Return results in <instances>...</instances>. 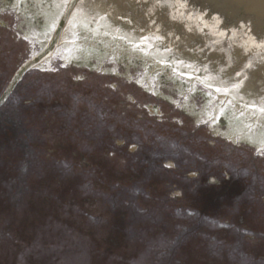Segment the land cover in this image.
I'll list each match as a JSON object with an SVG mask.
<instances>
[{
	"label": "rangeland",
	"instance_id": "374dc122",
	"mask_svg": "<svg viewBox=\"0 0 264 264\" xmlns=\"http://www.w3.org/2000/svg\"><path fill=\"white\" fill-rule=\"evenodd\" d=\"M60 17L51 0H0V26L27 37L29 57L49 42ZM20 61L0 50V93ZM68 66L117 79L107 86L100 79L105 76L85 73L83 88H65L66 79L79 80L84 74L69 75ZM35 68L49 72L24 77L14 95L22 100L0 109V264H264V202L254 198L264 195L261 114L117 35L68 18L57 45ZM130 82L165 100V116L159 105L139 106L122 91H116L118 102L125 109L132 106L133 116L122 114L121 108L109 114L103 107L110 104L108 87L119 90ZM67 97L63 107L61 99ZM50 103L59 106L49 108ZM150 117L160 122L157 129L146 124ZM169 120L201 129L213 150L219 138L228 142V151L229 144L241 145L243 153L255 157L261 171L249 169L240 181V196H253L248 209L254 211L227 219L225 227L183 212L190 205L187 195H198L195 177L212 165L204 162L211 152L188 139L192 131L171 127ZM67 135L73 143L59 153L58 142ZM111 135L117 143L129 139L114 158L103 150ZM80 152L88 168L78 165ZM158 159L161 163L153 167ZM189 163L195 167L190 169ZM132 175L136 183L117 184ZM161 188L170 190L175 201L165 205ZM208 199L211 207L217 197L210 194ZM191 217L198 227L189 223Z\"/></svg>",
	"mask_w": 264,
	"mask_h": 264
},
{
	"label": "water",
	"instance_id": "95a60500",
	"mask_svg": "<svg viewBox=\"0 0 264 264\" xmlns=\"http://www.w3.org/2000/svg\"><path fill=\"white\" fill-rule=\"evenodd\" d=\"M69 1L51 3L62 15ZM75 1L69 20L117 35L157 59L223 89L264 117V0H234L238 4L212 0L225 8L214 7L212 2L195 11L176 5L175 0H72L61 23ZM229 4L237 14L242 11L246 15L239 20L233 17L235 14L230 16ZM192 35L196 36L193 42L187 39ZM49 48L18 70L0 103ZM230 55L234 61L226 68L224 63L231 62Z\"/></svg>",
	"mask_w": 264,
	"mask_h": 264
},
{
	"label": "trees",
	"instance_id": "16d2710c",
	"mask_svg": "<svg viewBox=\"0 0 264 264\" xmlns=\"http://www.w3.org/2000/svg\"><path fill=\"white\" fill-rule=\"evenodd\" d=\"M23 46V43L20 41L15 40L12 35H10L9 33L4 34L3 36L0 37V48L2 47L3 49H5L6 51H8L9 53L14 54L16 57L18 55V51L20 49V47ZM20 56V54H19ZM88 73H91L90 71H88ZM90 75H94V74H90ZM98 75V74H97ZM102 76V75H100ZM105 78H111V75H104ZM69 83V80L65 81V88L67 86V84ZM73 84L70 83V86L68 88H72ZM106 87V86H105ZM118 91L116 89H110V96L108 98V101L110 102L109 107H107L105 104L103 105L104 108L109 109V114H112V112L114 113H122L125 114L127 117L133 116L132 114V106L129 107V109H125L122 103L118 102V99L116 97V91L120 92L122 94L123 93H130L134 99L136 98V100H154V102L160 103L161 105H165L166 102L162 101V100H158L155 97H153L152 95H149L145 92H143L139 87H137L136 85H131V84H124L122 85ZM129 87V89H128ZM107 88V87H106ZM90 90V88H89ZM122 91V92H121ZM92 93V92H91ZM97 92L93 91V95H96ZM103 95H106L105 93ZM101 94V96H103ZM153 98V99H152ZM42 100H45L43 98H41ZM103 100L106 99V96L102 98ZM64 103H62V106L64 107L68 102V101H62ZM52 106H59L55 103L50 104ZM48 105V107L50 106ZM111 106V107H110ZM117 108H121L118 111H115V109ZM143 115V113L138 114V117H141ZM148 118V117H147ZM145 119V118H143ZM150 121L149 120H144V121H149L146 124H154L155 122L159 123L158 121H156V119L154 117H150ZM163 123H166L165 121H161ZM186 122L183 121L181 124H185ZM169 125L171 127H174L176 125H179L178 122H176L175 120H169ZM180 126V125H179ZM158 127V126H157ZM181 127V126H180ZM184 127V128H183ZM182 128L185 130H190L192 131V134L188 135V139H195L198 142L196 143L197 146L200 147H207L211 154L209 155H205L204 157V162L207 160L212 162V165L209 167H206V169H203L204 171H206L205 173H199V180L198 182V186L196 187L198 191V195L194 192V193H190L189 196L190 198L188 199V202L190 203L189 207H187L188 212H190V214L187 215H192V213H195V215L197 216V218H199L201 221L202 219H204V217L206 216V218H211V219H216V221H218L219 225H222L220 222H224L227 221V218L229 216L234 217L236 214H239L242 211H254L253 209H245V207H241V206H237L235 208H233L235 205L241 204L243 201H246V199H242L240 194L242 193V189L243 188L242 184L240 183L243 174L245 172H247L249 170V168L247 166H245L246 162L244 159V148L243 147H236L235 151H232L231 149L228 151L227 147H226V142L224 141H219L220 143H218L217 145H215V150H213V147H209L208 145H206V141H207V137L203 136L204 134H199L200 131L198 130H193L191 128H188L187 126H183ZM89 129V128H88ZM156 129V128H155ZM196 132V134L194 133ZM191 137V138H190ZM126 138V137H125ZM124 138V144L125 142L127 143V140L129 139H125ZM116 138L113 137V135L110 136V139L107 140L109 142V146L105 147L103 150L109 154L112 155L113 153V157L116 155V153H119V149L124 148V146H120L117 144L116 142ZM95 144V143H92ZM96 145V144H95ZM97 146V145H96ZM155 148H159V146L155 147ZM115 154V155H114ZM148 161V160H146ZM162 160L158 159L155 160L153 162H151L153 164V167H155L157 164H160ZM163 167V166H162ZM188 167L190 169H193L195 167L194 164L189 163ZM163 169V168H161ZM165 169V167H164ZM181 174V173H180ZM228 175V176H227ZM210 176H216V178L219 180V183H210L208 182V177ZM196 178V177H195ZM137 182V178L134 177L133 175L131 176V179H129V181L123 183L122 185H129V183H136ZM163 186V185H162ZM161 186V187H162ZM230 188H234L233 190H231ZM238 188V189H237ZM237 189V191L235 192V190ZM159 191V195L160 198L165 202L164 204L166 205V203H171L173 201H175V199L173 198V196H170V190L168 189H163L161 188V190ZM201 191V193H199ZM210 194H213L217 197V199L213 202L212 206H209V199L208 196ZM195 197V198H193ZM247 202V201H246ZM180 204V203H179ZM178 207V205H176ZM233 209H230V208ZM236 209H240V210H236ZM179 211V209H178ZM239 211V213L237 212ZM193 217V216H192Z\"/></svg>",
	"mask_w": 264,
	"mask_h": 264
},
{
	"label": "flooded vegetation",
	"instance_id": "af4514ba",
	"mask_svg": "<svg viewBox=\"0 0 264 264\" xmlns=\"http://www.w3.org/2000/svg\"><path fill=\"white\" fill-rule=\"evenodd\" d=\"M6 119V118H5ZM64 147H66V145L64 144V145H62V146H60L59 147V149H63ZM56 149V148H55ZM58 149V148H57ZM81 158L84 160L85 159V157L84 156H81ZM231 190H233L234 188H230Z\"/></svg>",
	"mask_w": 264,
	"mask_h": 264
},
{
	"label": "snow or ice",
	"instance_id": "6c2138e0",
	"mask_svg": "<svg viewBox=\"0 0 264 264\" xmlns=\"http://www.w3.org/2000/svg\"><path fill=\"white\" fill-rule=\"evenodd\" d=\"M25 39H27V37H25ZM217 91H219V89H217ZM262 111H264V109H262Z\"/></svg>",
	"mask_w": 264,
	"mask_h": 264
}]
</instances>
